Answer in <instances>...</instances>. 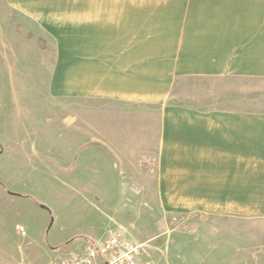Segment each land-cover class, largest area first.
<instances>
[{
    "label": "crops",
    "instance_id": "crops-1",
    "mask_svg": "<svg viewBox=\"0 0 264 264\" xmlns=\"http://www.w3.org/2000/svg\"><path fill=\"white\" fill-rule=\"evenodd\" d=\"M150 10L166 11L169 16V12H183L180 18L163 20L172 30L156 35L153 46L148 37ZM202 11L218 15L200 19L197 12ZM207 26L264 27V0H0V43L10 37L44 42L39 48L45 54L41 84L33 87L45 96L51 115L54 107L59 110L62 123L84 122L79 116L86 107L99 113L102 106L156 109L153 196L160 214L152 219L157 222L166 214L230 218L264 214V112L203 109L169 97L177 75L196 74L198 69L250 73L244 68L254 64L251 55L231 64L227 56L210 50L209 38L217 36L201 35L195 29ZM9 87L25 88L18 82ZM3 88L0 85V91ZM15 104L19 106L18 101ZM65 132L66 137L82 140L67 155L83 151L82 126L67 127ZM9 133L17 140L32 135L15 128ZM124 133L132 139L131 133ZM18 142L7 143L0 137V155L13 148L19 165L31 166L36 155H26ZM87 146L93 162L101 161L104 177L107 172L115 178L119 171L132 173L125 166L117 167L115 149L96 142ZM109 159L114 170L106 164ZM6 187L0 183L3 196L34 199L29 189ZM128 215L132 214H110L91 235H72L54 247L64 243L79 251L87 242L121 228L130 240L124 221ZM140 219L134 226L142 232L146 223Z\"/></svg>",
    "mask_w": 264,
    "mask_h": 264
},
{
    "label": "rangeland",
    "instance_id": "rangeland-1",
    "mask_svg": "<svg viewBox=\"0 0 264 264\" xmlns=\"http://www.w3.org/2000/svg\"><path fill=\"white\" fill-rule=\"evenodd\" d=\"M167 13L147 12L150 46L156 35L172 30L163 20L180 18L183 12ZM197 14L200 19L218 15L212 11ZM195 29L201 35L217 36L209 38L210 50L227 56L231 64L243 55H251L254 64L244 68L250 72L244 74L198 69L196 74L177 75L169 97L203 109L264 112V27ZM44 45L39 40L12 37L0 43V85L4 86L0 137L11 144L19 141L26 155H36L31 166L19 165V154L13 148L0 155V183L10 191L29 189L34 195L26 201L0 191V264H59L78 250L64 243L55 245L72 235H91L110 214H132L124 220L129 239H147L136 244L141 245L140 258L150 264H264V214L230 218L186 213L190 215L166 214L158 222L152 219L160 214L153 196L156 109L102 106L99 113L86 107L79 116L84 122L62 123L59 110L54 107L51 115L45 96L33 87L41 84L45 54L39 48ZM15 82L25 88L12 90L9 85ZM75 125L83 128V151L68 156L82 142L66 137L67 127ZM14 128L32 135L13 139L9 132ZM124 132L131 133L132 139L125 138ZM93 142L115 149L117 167L125 166L132 173L119 171L115 178L107 172L104 177L101 161L93 162L87 146ZM106 164L114 170L113 160ZM139 219L146 223L142 232L134 226ZM20 226L24 233L18 230Z\"/></svg>",
    "mask_w": 264,
    "mask_h": 264
},
{
    "label": "built area",
    "instance_id": "built-area-1",
    "mask_svg": "<svg viewBox=\"0 0 264 264\" xmlns=\"http://www.w3.org/2000/svg\"><path fill=\"white\" fill-rule=\"evenodd\" d=\"M18 230L24 233L20 226ZM140 244L124 237L122 230L115 229L101 240H94L81 251L62 259L59 264H150L140 258Z\"/></svg>",
    "mask_w": 264,
    "mask_h": 264
}]
</instances>
